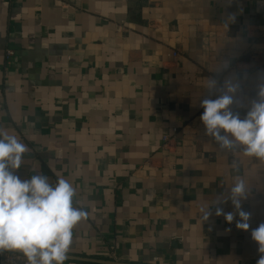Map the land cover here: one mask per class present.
Masks as SVG:
<instances>
[{
  "label": "crops",
  "instance_id": "obj_1",
  "mask_svg": "<svg viewBox=\"0 0 264 264\" xmlns=\"http://www.w3.org/2000/svg\"><path fill=\"white\" fill-rule=\"evenodd\" d=\"M245 34L264 46V0H0V128L28 147L21 179L64 178L73 206L89 213L68 255L257 264L264 161L221 149L199 106L208 76ZM243 59L264 65V50ZM238 180L247 231L215 215L234 211Z\"/></svg>",
  "mask_w": 264,
  "mask_h": 264
},
{
  "label": "clouds",
  "instance_id": "obj_2",
  "mask_svg": "<svg viewBox=\"0 0 264 264\" xmlns=\"http://www.w3.org/2000/svg\"><path fill=\"white\" fill-rule=\"evenodd\" d=\"M236 20L230 17L231 23ZM250 50H264V46L254 45L252 36L245 34L208 76V96L199 102L200 121L205 135L221 149L240 147L246 156L264 161V65L243 59ZM27 151L17 136L0 128V250H18L27 264H64L73 229L89 213L73 206L76 189L68 180L58 178L53 186L43 174L21 179L16 170ZM245 198V183L238 180L231 188L234 211L216 207L215 215H222L229 224L235 220L237 229L249 230L251 213L242 207ZM210 209H201L202 220L212 215ZM251 238L260 254L257 264H264V223L251 230Z\"/></svg>",
  "mask_w": 264,
  "mask_h": 264
},
{
  "label": "built area",
  "instance_id": "obj_3",
  "mask_svg": "<svg viewBox=\"0 0 264 264\" xmlns=\"http://www.w3.org/2000/svg\"><path fill=\"white\" fill-rule=\"evenodd\" d=\"M7 55H13L12 50L7 51ZM176 131V129L174 130ZM174 137L169 135L163 136L164 145L166 148L171 149L174 145ZM152 160H149L151 162ZM153 162V161H152ZM0 264H27L25 256H21L16 253L2 252L0 253Z\"/></svg>",
  "mask_w": 264,
  "mask_h": 264
},
{
  "label": "water",
  "instance_id": "obj_4",
  "mask_svg": "<svg viewBox=\"0 0 264 264\" xmlns=\"http://www.w3.org/2000/svg\"><path fill=\"white\" fill-rule=\"evenodd\" d=\"M4 252H11V253H16V254H22L21 252H19L18 250H2ZM68 258L70 259H76V260H86V261H92V262H98V263H105V264H130V263H122V262H117V261H102V260H98V259H93V258H84V257H80V256H73V255H68Z\"/></svg>",
  "mask_w": 264,
  "mask_h": 264
}]
</instances>
